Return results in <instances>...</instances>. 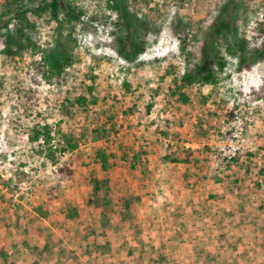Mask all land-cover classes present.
<instances>
[{
	"label": "rangeland",
	"instance_id": "rangeland-1",
	"mask_svg": "<svg viewBox=\"0 0 264 264\" xmlns=\"http://www.w3.org/2000/svg\"><path fill=\"white\" fill-rule=\"evenodd\" d=\"M116 1H64L62 26L50 11L29 14L35 25L29 39L37 49L15 35L10 51L19 53L13 58L5 53L9 47L6 34H0V77L4 79L0 89V264H168L166 255L154 259L152 251L173 235L166 225L170 221L164 227L131 228L130 245L128 239L123 241L124 226L118 224V201L126 192L135 193L121 186L120 180L127 171L136 178L126 163L144 147L151 148L150 158L160 168L166 158L177 159L187 151V143L194 148L209 144L208 153L202 146L192 160L213 162L214 170L239 173L241 165L234 162L227 169L226 160L253 167L260 162L264 168V99L256 98L264 85V55L238 72L237 59L226 49L229 44L237 46L242 37L250 50L262 48L263 38L256 37L264 26V0H155L152 11L143 0H119L126 22L108 7L107 2ZM36 2L35 6L41 1ZM2 5L0 0V9ZM68 6L87 14L80 22L68 21ZM230 6L231 16L215 27ZM138 20L147 22L148 29ZM17 26L13 24L11 30L15 32ZM180 37L190 40L186 54H181ZM207 37L227 58L228 67L214 85L196 83L183 89L190 102L182 104L172 95V82L195 74L196 65L206 72ZM57 45L72 58V65L61 77L38 75L37 84L33 78L39 71L50 75L46 59ZM142 48L144 53H140ZM89 88L99 100L97 105L90 103ZM78 98L88 100L86 107L76 103ZM231 111L232 121L226 115ZM35 124L53 128L52 145L57 148L64 143L62 134L77 143L74 152L57 153L60 162L74 169L71 179L57 183L51 178L52 164L28 140ZM105 145L117 157L108 173L94 165L96 151ZM124 154L129 157L125 164ZM93 170L111 180L112 206L107 209L88 204ZM50 182L55 188L53 200L47 196ZM39 206L54 216V222L37 214ZM73 209L78 214L69 219ZM105 224L117 226L115 250L112 255L108 250L98 251L100 256L94 257L91 247L99 250L107 241ZM31 228L46 230L48 235L30 236L26 230ZM142 244L145 248L139 250ZM131 245H136L140 257L123 256Z\"/></svg>",
	"mask_w": 264,
	"mask_h": 264
},
{
	"label": "crops",
	"instance_id": "crops-1",
	"mask_svg": "<svg viewBox=\"0 0 264 264\" xmlns=\"http://www.w3.org/2000/svg\"><path fill=\"white\" fill-rule=\"evenodd\" d=\"M208 145L200 144L194 148L193 144H184L186 154L184 152L177 159L189 154L197 156V149L202 146L204 153H208ZM143 149L146 155L142 157V163L132 166V158L138 152L131 154L128 163L122 161L129 164L130 171L136 175L133 178L127 171L120 180L125 189L135 191L134 194L126 192L124 197L140 198L132 205L134 225L120 221L123 208L119 206L118 224L124 226L123 241H129L131 228L140 230L150 224L154 228L164 227L165 222L170 221L166 225L174 233L165 238L166 241L163 236V244L154 246V259L166 255L168 264H264V168L261 173L260 162L253 167L247 166V162L242 165L243 161L239 164L238 160L237 163L226 160L227 169L233 168L234 162L241 165L238 166L239 173L221 172V168L214 170L213 162L201 158L190 164L175 163L176 158H166L160 168L150 158L151 148ZM115 225L106 229L107 241L103 243L108 247L109 255L116 246V239H113L117 235ZM136 245H131L123 256L140 257ZM139 248L141 250L145 245ZM91 249L94 250L92 256H100L98 246Z\"/></svg>",
	"mask_w": 264,
	"mask_h": 264
},
{
	"label": "trees",
	"instance_id": "trees-1",
	"mask_svg": "<svg viewBox=\"0 0 264 264\" xmlns=\"http://www.w3.org/2000/svg\"><path fill=\"white\" fill-rule=\"evenodd\" d=\"M3 5L0 9V34L4 32L6 34V39L9 41V47L5 50V53L11 58L16 56L19 52H11L10 49L14 46L15 43V35H19L23 39H27L29 42V32L35 30V25L30 22L29 14L35 15H42L47 11L52 13L53 19L59 23V26H62L60 22V11H61V4L67 0H40L41 2L37 4V0H2ZM155 0H143L144 6L149 8L151 11L153 10L152 4L155 3ZM107 2L108 7L112 10H115L116 13L121 18V21L124 19L122 15V8L119 4V0H117L113 4H109ZM231 6L227 10L225 16L220 20L221 22L217 24L215 27L220 28L222 21L224 22L227 16H231ZM87 12L79 7H72L68 6V12L66 17L68 21H77L80 22L83 17H85ZM124 21V20H123ZM126 22V21H124ZM139 22V20H138ZM17 24V28L15 32L11 30V26L13 24ZM124 24V23H123ZM139 25L143 26L145 29H148V23L145 21H140ZM263 38L262 48L261 49H254L250 50L248 46V41L245 37H242L239 41L237 46H233L231 44L228 45L227 53L232 58L237 59V71L242 72L245 70L246 67L251 65L252 63H256L259 59H261L264 55V26H261L257 30V37L256 39ZM180 51L181 54H186L188 50V45L190 40L186 37H180ZM205 50H206V58L205 61L207 62L206 72H202V67L200 65H196V73L195 74H185L180 79L176 78L172 82V90L173 97H178L182 104H187L190 102V99L183 93V89L192 87L196 83L201 84H208L214 85L218 83V75L219 73L222 74L225 69L228 67V60L225 56L221 54L219 50H215L214 43L210 37H207L205 40ZM32 47L36 50V45L31 42ZM144 48L140 50V53H144ZM191 56V54H189ZM128 59L127 56H124ZM48 62V71L50 75H46L45 72L39 71L36 76H34L33 80L39 83V79L37 78L38 75H41L45 79L52 78L53 76L61 77L62 74L65 72L67 67L72 65V58L65 52V50L60 46L57 45L56 49L54 50L53 54L49 59H46ZM37 70H39L38 63H34ZM4 85V79L0 77V89ZM126 91L129 92L131 87L129 84H125ZM90 95L92 99L90 101L91 105H97L98 98L95 96L93 89L89 88ZM256 98L264 99V85L262 86L261 91L256 95ZM76 103H78L81 107H86L88 100L86 98H78ZM221 109L223 108L222 105L219 106ZM150 111L151 107L147 108ZM227 117L229 120H234L235 116L233 111L228 112ZM112 129L115 130L114 125ZM28 140L31 146L35 147V150L38 155L44 156L53 166V172L51 178L54 179L57 183L63 182L67 179H71L75 175V171L71 168L70 164L67 162H60L57 158V153L61 154H70L74 152L78 145L74 141V139L70 136L61 135L63 138V145L61 148H57L52 145L54 140L53 128L49 124L41 125L35 124L29 130ZM103 134L107 133L106 131H102ZM206 150H209L207 148ZM145 152L137 153L132 158V166L136 164L142 163V157L145 156ZM193 155L189 154L185 158L182 159H174L173 162L177 163H185L190 164ZM115 153L110 150L108 145L105 147L98 149L96 151L94 165L99 166L104 173H108L114 167V161L116 160ZM126 154L123 156V161L127 160ZM126 159V160H125ZM263 169L261 170V173ZM90 183L92 185V193L88 200V204L94 207L97 210L107 209L112 206V198H111V180L109 178H101L96 174V171L93 170L91 172ZM49 188L47 191V196L50 200L55 199L53 183H48ZM140 200L138 196L133 197H122L118 201V206L122 207L123 210L120 212V221L124 223H129L134 225L135 223V216L133 214L132 205ZM37 214L45 219L48 222H54V216L49 212H46L43 206H39L36 209ZM78 212L76 209H73L71 213L68 214L69 219H73L77 216ZM109 224H105V227H108ZM26 233L30 236H37L39 238L45 237L47 234L44 230L40 228H31L27 229ZM47 250V248H44ZM108 250L107 246H101L97 252L105 253Z\"/></svg>",
	"mask_w": 264,
	"mask_h": 264
}]
</instances>
